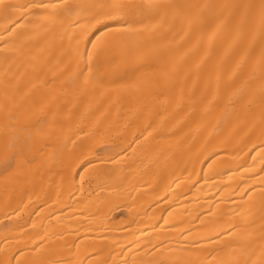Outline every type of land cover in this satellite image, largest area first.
Segmentation results:
<instances>
[{
  "label": "bare ground",
  "instance_id": "bare-ground-1",
  "mask_svg": "<svg viewBox=\"0 0 264 264\" xmlns=\"http://www.w3.org/2000/svg\"><path fill=\"white\" fill-rule=\"evenodd\" d=\"M120 2L0 3V264H264V0Z\"/></svg>",
  "mask_w": 264,
  "mask_h": 264
},
{
  "label": "snow or ice",
  "instance_id": "snow-or-ice-1",
  "mask_svg": "<svg viewBox=\"0 0 264 264\" xmlns=\"http://www.w3.org/2000/svg\"><path fill=\"white\" fill-rule=\"evenodd\" d=\"M3 0H0V3H2ZM37 7L47 8L49 5L40 4L37 5ZM54 7V6H53ZM109 8L107 15V19L113 20L116 22H120V20L124 16H130L134 14V10H132L130 5L124 4L120 2V0H112V3L107 6ZM148 8L154 7V5H148ZM107 27V25H105ZM95 47V45H93ZM89 60H91V54H88ZM23 142L19 140V138H14V142L10 144V147L13 149H16L18 145H22Z\"/></svg>",
  "mask_w": 264,
  "mask_h": 264
}]
</instances>
